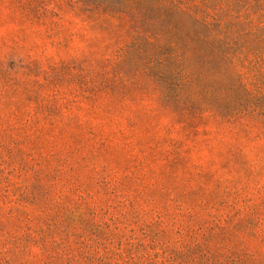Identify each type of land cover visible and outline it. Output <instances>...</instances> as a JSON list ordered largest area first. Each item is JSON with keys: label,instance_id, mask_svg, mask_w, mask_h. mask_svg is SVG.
Returning <instances> with one entry per match:
<instances>
[{"label": "rangeland", "instance_id": "1", "mask_svg": "<svg viewBox=\"0 0 264 264\" xmlns=\"http://www.w3.org/2000/svg\"><path fill=\"white\" fill-rule=\"evenodd\" d=\"M91 9L0 0V264H64L66 216L151 264H264V124L167 101Z\"/></svg>", "mask_w": 264, "mask_h": 264}, {"label": "trees", "instance_id": "2", "mask_svg": "<svg viewBox=\"0 0 264 264\" xmlns=\"http://www.w3.org/2000/svg\"><path fill=\"white\" fill-rule=\"evenodd\" d=\"M88 1L93 14L128 19L135 36L120 55L148 73L164 99L264 124V0ZM48 225L47 234H62L48 248L66 258L64 264H119L120 257L122 264H151L143 245L119 255L112 235L85 221L66 216Z\"/></svg>", "mask_w": 264, "mask_h": 264}]
</instances>
